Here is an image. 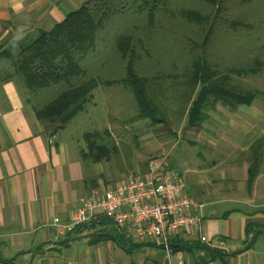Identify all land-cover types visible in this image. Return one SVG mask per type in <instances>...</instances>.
<instances>
[{
    "label": "crops",
    "instance_id": "obj_1",
    "mask_svg": "<svg viewBox=\"0 0 264 264\" xmlns=\"http://www.w3.org/2000/svg\"><path fill=\"white\" fill-rule=\"evenodd\" d=\"M85 1L0 0V49L16 34L35 38L52 29ZM260 102L228 109L206 143L183 142L204 145L198 154L207 167L191 179L196 190L187 184L186 191L205 207L196 211L199 225L173 235L169 250L130 236L101 211L62 233L56 219L69 223L81 199L104 193L106 183L92 178L86 132L75 133L74 125L48 130L11 60L0 56V264H264V159L249 183L252 147L264 138ZM124 176L112 175L113 186Z\"/></svg>",
    "mask_w": 264,
    "mask_h": 264
},
{
    "label": "trees",
    "instance_id": "obj_2",
    "mask_svg": "<svg viewBox=\"0 0 264 264\" xmlns=\"http://www.w3.org/2000/svg\"><path fill=\"white\" fill-rule=\"evenodd\" d=\"M177 1L86 0L52 29H39L31 42H15L9 48L0 49V56L11 60L15 76L28 94L29 103L39 120L53 134L67 127L84 109L99 85L122 84L130 88L141 107V116L157 120L150 111L155 108L156 95L151 91L159 75L142 74L139 64L147 62L149 58L155 59L150 48L151 43H155L154 37H159V31L156 32L157 36H150V31H155L164 14H174L176 8L173 5ZM206 1L216 9L210 15L191 8L180 11L190 21L210 25L202 45L197 46V52L188 51L196 57L193 62L188 61L182 73L168 75L173 78L185 77L195 89V97L186 108L188 125L192 128H201L218 104L232 110L251 105L257 100L258 92L230 84L229 75H255L264 69V45L260 43L255 49L248 50L250 56L241 67L234 66L226 71L219 68L209 50L216 21L224 20L232 33L250 25L246 21L223 17L230 0ZM240 1L244 4L254 0ZM138 16L143 20L133 24ZM17 45L19 48L15 50ZM111 56L117 59L108 58ZM121 73L125 75L120 77ZM89 145L93 143L90 141ZM92 153L95 151L91 150ZM263 159L264 138L252 147L250 186L260 172ZM208 251L216 252L210 248Z\"/></svg>",
    "mask_w": 264,
    "mask_h": 264
},
{
    "label": "rangeland",
    "instance_id": "obj_3",
    "mask_svg": "<svg viewBox=\"0 0 264 264\" xmlns=\"http://www.w3.org/2000/svg\"><path fill=\"white\" fill-rule=\"evenodd\" d=\"M227 5L223 17L246 21L253 27L232 33L228 31V23L219 19L216 21L209 50L219 68H223L222 71L234 66L241 67L250 56L248 50L264 45V0L244 4L240 0H230ZM173 6L176 8L174 14H164L155 31H150V36H157L156 32L159 31V37H154L155 43H151L150 48L155 59L149 58L147 62L139 64L142 74L159 75L151 91L156 95V104L153 103L155 108L150 111L157 120L141 116V107L134 91L122 84H115L99 85L85 103V110L67 125H74L75 133L80 130L86 132L83 144L86 158L91 164L92 178L98 182L103 177L106 183L104 188L114 187L116 181L112 175L123 173L132 177L145 173L150 163L160 158H164L169 167L181 172L189 186L191 179L197 175L196 171L201 173L207 164L198 154L204 151L203 144L192 146L183 142L201 140L199 142L206 143V138L212 135L211 130L218 124L216 120L231 109L219 104L201 128L188 125L186 108L195 97V89L185 77L173 78L168 75L182 73L184 65L188 61L193 62L196 57L188 51L197 52V46L202 45L210 23L190 21L180 11L191 8L210 15L216 9L206 0H179ZM142 20V17H135L133 24ZM33 38L16 34L10 40L8 38L7 45L11 47L20 41L29 43ZM18 48V45L14 47L15 50ZM108 58L117 59L114 56ZM124 75L119 74L120 77ZM228 82L257 91V99L264 105V69L255 75L230 74ZM90 141L92 146L89 145ZM91 150L95 153L90 154Z\"/></svg>",
    "mask_w": 264,
    "mask_h": 264
},
{
    "label": "built area",
    "instance_id": "obj_4",
    "mask_svg": "<svg viewBox=\"0 0 264 264\" xmlns=\"http://www.w3.org/2000/svg\"><path fill=\"white\" fill-rule=\"evenodd\" d=\"M183 174L172 169L164 158L153 160L147 172L125 179L104 193L91 194L81 199L69 223L56 219L60 231H73L94 219L101 211L129 235L139 239H153L170 249L173 235L193 231L200 218L196 211L205 203L190 196ZM206 236L201 237L206 242ZM179 264H186L181 260Z\"/></svg>",
    "mask_w": 264,
    "mask_h": 264
}]
</instances>
